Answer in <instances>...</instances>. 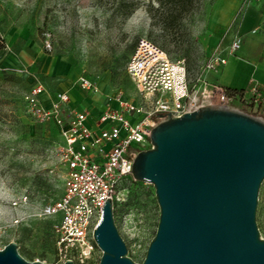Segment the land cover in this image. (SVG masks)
<instances>
[{"label":"rangeland","instance_id":"374dc122","mask_svg":"<svg viewBox=\"0 0 264 264\" xmlns=\"http://www.w3.org/2000/svg\"><path fill=\"white\" fill-rule=\"evenodd\" d=\"M250 4L263 7L264 0H198L188 16L170 26L156 0H0L5 41L0 49V248L15 241L24 258L58 264L52 224L60 212L44 215L42 208L64 191L62 138L53 121L37 122L28 113L23 95L32 81L39 80L50 93L67 89L68 109L97 113L139 101L125 65L136 40L145 36L171 58L183 59L190 80L201 77L200 91L211 80L207 64L227 54L241 9ZM224 6L230 10L222 16ZM252 34L257 40L248 42V51L255 44L264 52V21ZM259 60L264 64V53ZM80 76L90 78L97 90L82 89ZM248 96L254 107L264 102L261 89ZM230 104L244 110L237 96ZM121 187L125 198L113 208L114 219L128 255L139 262L155 232L159 207L151 182L124 179ZM23 195L25 202L11 203ZM256 224L264 236V178Z\"/></svg>","mask_w":264,"mask_h":264},{"label":"water","instance_id":"95a60500","mask_svg":"<svg viewBox=\"0 0 264 264\" xmlns=\"http://www.w3.org/2000/svg\"><path fill=\"white\" fill-rule=\"evenodd\" d=\"M150 143L131 170L134 179L153 184L155 232L135 261L107 197L93 228L101 250L97 264H264V236L256 224L264 115L220 103L177 116L167 112L151 127ZM0 264L46 263L24 258L10 241L0 248Z\"/></svg>","mask_w":264,"mask_h":264},{"label":"built area","instance_id":"2783aa9c","mask_svg":"<svg viewBox=\"0 0 264 264\" xmlns=\"http://www.w3.org/2000/svg\"><path fill=\"white\" fill-rule=\"evenodd\" d=\"M242 37L235 33L227 48L234 53ZM226 61L216 56L207 64L215 69ZM125 70L141 94L139 101L126 100L111 106L89 121L86 110L67 108V90H56L50 103L43 96L49 94L39 80L32 81L24 92L28 113L37 122L53 121L62 138L60 156L65 164L64 191L55 201L42 208L44 215L54 216L53 231L57 262L70 259L74 264H96L100 249L93 238L104 201L112 200L113 208L125 198L121 187L124 179H131L132 161L142 149L151 145V127L169 112L180 115L208 103L230 104L231 97L224 86L204 81L199 91L197 77L191 81L183 59H173L151 39L140 36L127 59ZM79 86L96 91L97 85L88 77H79ZM256 84L249 91L255 92ZM27 195L12 199V204L25 202ZM18 221V219H15Z\"/></svg>","mask_w":264,"mask_h":264},{"label":"crops","instance_id":"0c3cea01","mask_svg":"<svg viewBox=\"0 0 264 264\" xmlns=\"http://www.w3.org/2000/svg\"><path fill=\"white\" fill-rule=\"evenodd\" d=\"M229 10L230 8L228 9L224 6L221 10V14L223 13L222 16L228 13ZM263 21L264 6L259 7L257 5L250 4L244 8L243 13L241 9L236 27V33L242 37L241 45L234 53L226 54V61L224 63L218 64L215 69H210L211 73L209 76L211 80L205 81L206 83H218L224 87L243 88L251 81L252 84H256L258 89H261L264 93V64L261 60H259L264 52L262 47L257 48L255 44L253 46L254 51L252 53L248 51L247 47L248 42L254 41V43H256L257 39L252 34V29L258 28ZM56 90L67 89L57 88ZM55 91L53 93L49 92V94L43 96L46 104L50 103L51 98L54 97ZM100 112L93 113L88 111L89 121L94 122V118Z\"/></svg>","mask_w":264,"mask_h":264},{"label":"trees","instance_id":"16d2710c","mask_svg":"<svg viewBox=\"0 0 264 264\" xmlns=\"http://www.w3.org/2000/svg\"><path fill=\"white\" fill-rule=\"evenodd\" d=\"M158 5L164 9L163 21L165 24L172 26L178 23L184 17L188 16L194 9L196 1L198 0H156ZM5 45L4 37L0 33V49ZM135 45V44H134ZM252 82L243 88L224 87L225 91L230 96H237L244 106V111L249 113H262L264 114V102L259 101L254 107V99L248 96L249 88ZM258 88V87H257ZM133 179V178H131ZM118 204H115L117 206Z\"/></svg>","mask_w":264,"mask_h":264},{"label":"bare ground","instance_id":"6f19581e","mask_svg":"<svg viewBox=\"0 0 264 264\" xmlns=\"http://www.w3.org/2000/svg\"><path fill=\"white\" fill-rule=\"evenodd\" d=\"M124 100V99H123Z\"/></svg>","mask_w":264,"mask_h":264}]
</instances>
